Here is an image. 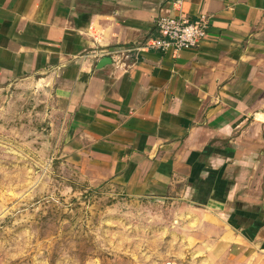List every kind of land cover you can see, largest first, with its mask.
Listing matches in <instances>:
<instances>
[{
  "label": "crops",
  "instance_id": "1",
  "mask_svg": "<svg viewBox=\"0 0 264 264\" xmlns=\"http://www.w3.org/2000/svg\"><path fill=\"white\" fill-rule=\"evenodd\" d=\"M202 13L196 47L98 67ZM17 80L43 85L89 183L184 207L213 264H264V0H0V83Z\"/></svg>",
  "mask_w": 264,
  "mask_h": 264
},
{
  "label": "rangeland",
  "instance_id": "2",
  "mask_svg": "<svg viewBox=\"0 0 264 264\" xmlns=\"http://www.w3.org/2000/svg\"><path fill=\"white\" fill-rule=\"evenodd\" d=\"M48 95L0 83V264H213L184 207L89 183Z\"/></svg>",
  "mask_w": 264,
  "mask_h": 264
},
{
  "label": "built area",
  "instance_id": "3",
  "mask_svg": "<svg viewBox=\"0 0 264 264\" xmlns=\"http://www.w3.org/2000/svg\"><path fill=\"white\" fill-rule=\"evenodd\" d=\"M156 25L159 32L158 37L127 49L109 51L107 56H111L120 68L125 65L126 60L146 50L168 52L171 49L179 51L196 47L208 37L210 17L205 13L198 15L195 19L185 14L160 16L157 18Z\"/></svg>",
  "mask_w": 264,
  "mask_h": 264
},
{
  "label": "water",
  "instance_id": "4",
  "mask_svg": "<svg viewBox=\"0 0 264 264\" xmlns=\"http://www.w3.org/2000/svg\"><path fill=\"white\" fill-rule=\"evenodd\" d=\"M112 62V57L111 56H104L100 59V62L98 64V67H102L105 64L111 63Z\"/></svg>",
  "mask_w": 264,
  "mask_h": 264
}]
</instances>
